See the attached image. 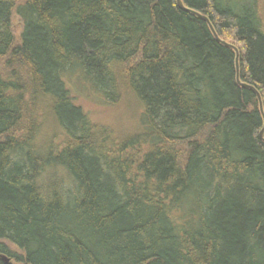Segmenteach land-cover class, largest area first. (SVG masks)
<instances>
[{
  "label": "trees",
  "instance_id": "16d2710c",
  "mask_svg": "<svg viewBox=\"0 0 264 264\" xmlns=\"http://www.w3.org/2000/svg\"><path fill=\"white\" fill-rule=\"evenodd\" d=\"M182 1L239 50L240 82L264 107L259 0ZM2 63L8 264H264V119L203 19L176 0H0ZM70 79L110 103L126 88L143 131L113 140ZM37 113L60 141L38 144Z\"/></svg>",
  "mask_w": 264,
  "mask_h": 264
},
{
  "label": "rangeland",
  "instance_id": "374dc122",
  "mask_svg": "<svg viewBox=\"0 0 264 264\" xmlns=\"http://www.w3.org/2000/svg\"><path fill=\"white\" fill-rule=\"evenodd\" d=\"M24 2L25 0H21ZM264 7V0H259ZM12 31L18 39L23 31V24L20 18L14 13L12 18ZM0 69L3 74L8 75L4 63ZM71 87V93L75 97V102L88 115L92 123L99 127L105 128L111 133L113 140L120 142L122 140H130L134 136L140 134L142 127V105L133 97V95L125 88L120 96L119 101L110 103L105 101L103 96L93 93L83 87L76 79L68 80ZM39 123L38 128V144L46 141L51 142V137L55 141H60L61 137L57 128L51 122V117L42 121L37 113L34 117ZM13 251H17L13 246L8 245ZM15 264H21L13 261Z\"/></svg>",
  "mask_w": 264,
  "mask_h": 264
},
{
  "label": "water",
  "instance_id": "95a60500",
  "mask_svg": "<svg viewBox=\"0 0 264 264\" xmlns=\"http://www.w3.org/2000/svg\"><path fill=\"white\" fill-rule=\"evenodd\" d=\"M176 3H177V6H178L180 9H182V10H187V11L191 12L192 14H194L195 16H197V17L203 19V20L208 24V26H209L211 32L214 34L215 38H216L220 43H222L224 46H227V47H229V48H231V49H233V50L235 51V54H236L237 81H238V83H239L241 86H243V87H247V88H249L250 90H252V91L255 93V95L257 96L258 101H259L260 112H261V114H262V116H263V119H264V107H263V101H262V97H261L260 93H259L254 87L249 86V85H247V84H243V83L240 82V79H239V56H240V55H239V50H238L235 46L226 43L225 41L221 40V39L218 37V35L216 34V32H215V30H214V28H213L211 22L209 21V19H208L207 17L201 15L200 13H198V12H196V11H193V10L187 9V8L184 6V3H183L182 0H176ZM263 136H264V128H263V130H262L261 133H260V137L262 138ZM0 259H2L6 264H8V263L10 262V259L7 258L6 256H3V255L0 256Z\"/></svg>",
  "mask_w": 264,
  "mask_h": 264
}]
</instances>
